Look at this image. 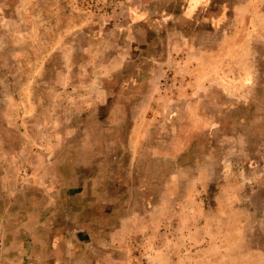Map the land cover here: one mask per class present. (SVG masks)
Instances as JSON below:
<instances>
[{"label": "rangeland", "instance_id": "1", "mask_svg": "<svg viewBox=\"0 0 264 264\" xmlns=\"http://www.w3.org/2000/svg\"><path fill=\"white\" fill-rule=\"evenodd\" d=\"M200 2L0 0V264H264V0Z\"/></svg>", "mask_w": 264, "mask_h": 264}, {"label": "crops", "instance_id": "2", "mask_svg": "<svg viewBox=\"0 0 264 264\" xmlns=\"http://www.w3.org/2000/svg\"><path fill=\"white\" fill-rule=\"evenodd\" d=\"M201 6L200 0H188L187 8L188 12L190 14L194 13L196 10H198ZM38 229L42 227H37ZM21 231V234L18 233ZM27 231L30 232V227H21L20 229H17L16 233L12 235L11 237L9 235L5 236V243L3 244V247L7 250V252H15V249L13 248L16 243L11 242L13 240L11 239H22L23 238V232ZM32 231H35V229H32ZM31 242V245L29 244ZM61 236L60 235H52L45 243L44 248L40 250L38 241L37 240H29L27 247L23 245L19 249L20 255L17 258H14V256L11 254L6 256V262L12 263V264H36V263H56L57 260L61 258V251H60V244H61ZM11 247V250H10ZM105 253V250L103 251ZM31 255H36L35 259H29L25 260L27 258H30ZM12 257V259H11ZM57 259V260H56Z\"/></svg>", "mask_w": 264, "mask_h": 264}]
</instances>
